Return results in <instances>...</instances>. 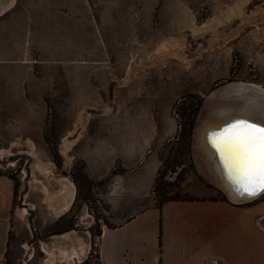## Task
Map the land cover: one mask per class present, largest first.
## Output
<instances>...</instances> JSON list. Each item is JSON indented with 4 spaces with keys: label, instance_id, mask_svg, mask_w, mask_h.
<instances>
[{
    "label": "rangeland",
    "instance_id": "1",
    "mask_svg": "<svg viewBox=\"0 0 264 264\" xmlns=\"http://www.w3.org/2000/svg\"><path fill=\"white\" fill-rule=\"evenodd\" d=\"M236 82L264 89V0H20L0 25V172L15 182L7 264H43L72 230L89 251L60 264H98L97 233L120 214L111 180L152 156L150 196L132 212L224 198L194 135ZM59 176L74 184L61 214L43 189Z\"/></svg>",
    "mask_w": 264,
    "mask_h": 264
},
{
    "label": "crops",
    "instance_id": "2",
    "mask_svg": "<svg viewBox=\"0 0 264 264\" xmlns=\"http://www.w3.org/2000/svg\"><path fill=\"white\" fill-rule=\"evenodd\" d=\"M19 1L0 0V25H5ZM159 165L158 156H152L133 174L124 171L111 180L113 190L108 198L120 214L115 224L100 227L98 264H264L262 197L245 204L231 203L225 197L177 198L132 212L133 201L150 196ZM14 194V180L0 172V264H7ZM70 232L58 234L56 248L68 251L71 243L62 236ZM82 241L86 254L89 243ZM46 251L49 256L50 250ZM69 259L74 262L70 257L54 263Z\"/></svg>",
    "mask_w": 264,
    "mask_h": 264
},
{
    "label": "bare ground",
    "instance_id": "3",
    "mask_svg": "<svg viewBox=\"0 0 264 264\" xmlns=\"http://www.w3.org/2000/svg\"><path fill=\"white\" fill-rule=\"evenodd\" d=\"M223 95H226L225 99L212 104V106H210L211 108H209L208 111L203 114L200 120V124L197 128L195 142V146L199 152L204 168L208 172L209 176H211V178L213 179L215 185L219 187H222L221 183H223V169L221 167V162L218 160L217 153L208 152L213 147L208 138L211 134L214 133L217 128L220 127V132H223V129L232 123L229 121V124L227 126L225 125V123L223 124V114L227 113L242 115L241 118L249 119V121L264 125L263 88L250 83L236 82L227 84L223 88ZM217 123H219L220 125H217ZM213 144L216 147L214 141ZM2 153L6 152L0 151V155ZM42 169L45 172L49 171V167L46 165L42 166ZM57 181L59 189H57L55 192H49L47 185L45 184H43V189L45 190L46 196L50 199L49 201H53V207L55 208V211L57 209L58 211L56 212H59L61 214L68 210L72 203V197L70 196V194L73 192L74 186L72 182H70V180L64 176H59L57 178ZM62 238L68 240L71 243V247L68 248V251H61L55 247L53 250H55L54 252H56V254L48 251L49 256L46 264H56L54 263L56 262L55 260H68V258L70 257L74 261V263H76L75 258L78 259L81 255L85 254L86 249L84 246V242L81 238H79V236H77L76 232L71 231L70 233L63 235Z\"/></svg>",
    "mask_w": 264,
    "mask_h": 264
},
{
    "label": "snow or ice",
    "instance_id": "4",
    "mask_svg": "<svg viewBox=\"0 0 264 264\" xmlns=\"http://www.w3.org/2000/svg\"><path fill=\"white\" fill-rule=\"evenodd\" d=\"M213 141L244 193L264 191V127L237 121Z\"/></svg>",
    "mask_w": 264,
    "mask_h": 264
},
{
    "label": "water",
    "instance_id": "5",
    "mask_svg": "<svg viewBox=\"0 0 264 264\" xmlns=\"http://www.w3.org/2000/svg\"><path fill=\"white\" fill-rule=\"evenodd\" d=\"M223 96H224V99H225L226 98V95H223ZM241 117H242V115H238V114H227V113L223 114V124L225 123V125L227 126L229 124V121L232 122L229 126L225 127L223 129V131L225 129L229 128L231 125H233L237 121H247V122H249L251 124L264 127L263 124L255 123L253 121H249V119H245V118H241ZM217 125H220V124L217 123ZM197 128L195 130V135H194V145H195V142H196V134H197L196 132H197ZM220 130H221L220 127L217 128L214 131V133L211 134L209 136V138H208L209 142H211L212 143V146H213L212 149L209 150L208 152H210V153L216 152L217 153L218 160L221 162V167L223 169L222 170L223 171V183H221L223 188L222 187H219L217 185H216V187L223 193L224 197L229 202H231V203H234V204H245V203H249V202H251V201L259 198L264 191H260L256 195L250 196L247 193H244L242 191V189L240 188V186L235 182V180L233 178V174L231 173L229 167L225 163L224 157L222 156L221 152L213 144V137L221 134L222 131L220 132ZM195 148H196V146H195ZM201 162H202V160H201Z\"/></svg>",
    "mask_w": 264,
    "mask_h": 264
},
{
    "label": "trees",
    "instance_id": "6",
    "mask_svg": "<svg viewBox=\"0 0 264 264\" xmlns=\"http://www.w3.org/2000/svg\"><path fill=\"white\" fill-rule=\"evenodd\" d=\"M155 188V186H153ZM171 199H177V198H164L162 201H166V200H171ZM161 201V202H162ZM100 231H98L97 235L99 234Z\"/></svg>",
    "mask_w": 264,
    "mask_h": 264
}]
</instances>
